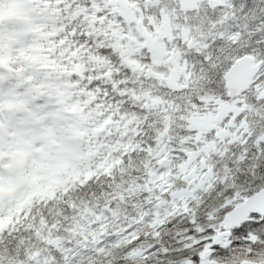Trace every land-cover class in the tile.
Masks as SVG:
<instances>
[{
    "label": "snow or ice",
    "instance_id": "1",
    "mask_svg": "<svg viewBox=\"0 0 264 264\" xmlns=\"http://www.w3.org/2000/svg\"><path fill=\"white\" fill-rule=\"evenodd\" d=\"M0 264H264V0H0Z\"/></svg>",
    "mask_w": 264,
    "mask_h": 264
}]
</instances>
